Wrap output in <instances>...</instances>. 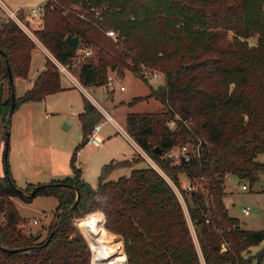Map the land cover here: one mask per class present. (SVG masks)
Here are the masks:
<instances>
[{
  "label": "trees",
  "instance_id": "16d2710c",
  "mask_svg": "<svg viewBox=\"0 0 264 264\" xmlns=\"http://www.w3.org/2000/svg\"><path fill=\"white\" fill-rule=\"evenodd\" d=\"M41 25L35 30L38 39L69 69L76 68L82 86L106 85L112 73L122 76L126 71L149 84V94L133 97L129 104L155 98L161 107L128 112L125 130L182 193L195 234L173 184L141 152L105 163L96 186L83 178L77 150L105 119L84 96V109L77 115L83 139L70 159L73 175L51 181L70 185L38 187L40 183L31 182L20 187L8 154L3 156L0 264H89L90 245L74 220L94 210L104 213V226L124 241L129 264H262L264 246L250 251L264 242V230L242 228L229 215L224 195L228 175L255 183L264 172V162L257 160L264 153V0H48ZM109 28L118 40L107 35ZM68 34L79 37L78 47L66 40ZM35 47L14 20L0 25V117L5 126L18 104L64 89L62 71L48 56L10 112L8 66L14 83L19 77L28 79ZM84 49L92 52L86 55ZM153 71L164 76L162 84L149 83ZM198 139L199 158L172 161V150ZM124 167L130 172L111 177ZM200 177L205 178L203 189L185 188L187 179ZM72 185L80 196L75 206L78 196ZM36 195L58 201L44 238L42 231L23 232L13 201L32 202ZM99 211L88 216L95 214L103 222ZM80 226L91 240L84 219ZM104 226L98 225L92 235L121 254V243L110 241L112 234ZM225 241L228 246L222 250Z\"/></svg>",
  "mask_w": 264,
  "mask_h": 264
},
{
  "label": "rangeland",
  "instance_id": "374dc122",
  "mask_svg": "<svg viewBox=\"0 0 264 264\" xmlns=\"http://www.w3.org/2000/svg\"><path fill=\"white\" fill-rule=\"evenodd\" d=\"M43 3L44 0H1L0 15H6L8 13L7 8H9L35 33V30L42 26V18L39 14H31L30 8ZM45 53L36 44L29 68L30 78L35 77L38 70L44 66L48 57ZM65 66L74 77L78 78L76 68L69 69L67 65ZM150 73L152 72L149 71V75ZM157 73V77L153 76L149 79L152 86H158L164 82V76L160 75L159 72ZM68 77L67 74L62 72L61 78L64 83L68 82ZM111 77L115 89H109L106 85L84 86L85 89L83 90L74 87L67 88L47 95L44 100L19 104L10 116L9 126H5L2 117H0V175L5 173L3 156L8 137L9 169L18 186L25 187L31 182L34 184H47L51 182L49 180L54 176H72L73 170L70 159L83 139L81 124L77 115L84 109V96L97 106L105 119L101 121L103 124L99 131L103 139L102 145L95 147L86 143L79 148L81 154L76 156V160L83 170V178L96 186L99 180V172L105 163H108L111 159L122 160L138 156L139 150L125 133L121 132L120 127L125 129L126 114L128 112L154 111V109L161 107V103L155 98H149L130 105L129 102L133 97L149 94V84L136 77L131 71H126L122 76L112 73ZM122 85H125L126 89L121 90ZM27 86H29L28 79L17 78L15 80L16 96L22 95ZM3 93L6 98L8 95L6 82L3 83ZM108 115H111L114 120H109ZM257 160L264 162V153L258 154ZM130 169V167L118 169L112 173L111 177L116 178L119 175L129 173ZM243 185H246L247 188L243 189ZM13 201L23 220V232L28 234L42 231V238L46 237L49 231V221L56 214L57 198L51 195H36L32 202H25L18 197H14ZM224 203L229 215L236 217L242 228L264 230V174H261V178L255 183H249L247 180H242L235 175H228L225 183ZM244 208H250V213L245 214ZM95 211L99 210H94L74 220L75 227L81 232L85 240L86 236L80 226V221L84 219L85 222L87 217H92L88 215ZM44 212H50L51 214L44 216ZM99 212L103 213L102 211ZM94 216L97 218V224L104 226L105 215L103 222L100 224L98 223L100 221L98 216L95 214ZM35 217L39 219L37 223L33 222ZM187 218L189 224H191L188 212ZM85 224L87 225V220L84 226ZM94 230H90L91 234ZM107 231L112 234L110 235V241L121 243V254H115L113 247L106 242H102L97 235L94 236V242L96 244L105 243L112 248L115 255L126 257L124 241L113 231L108 229ZM192 231L194 233L193 226ZM92 237L93 235L91 239ZM262 246H264V242L251 247L250 253L256 252ZM126 259L128 258L126 257Z\"/></svg>",
  "mask_w": 264,
  "mask_h": 264
},
{
  "label": "built area",
  "instance_id": "2783aa9c",
  "mask_svg": "<svg viewBox=\"0 0 264 264\" xmlns=\"http://www.w3.org/2000/svg\"><path fill=\"white\" fill-rule=\"evenodd\" d=\"M46 1L48 0H45V2L42 4V5H34V6H31V13L32 14H39L40 17L42 18L43 17V13H44V5L46 3ZM10 16L17 22L18 25H20L24 30L25 32L28 33V35L30 36V38L36 42V44L42 49L44 50L48 56L51 57V59L54 61V63L57 65L58 69L62 72H64L65 74H67L68 76H70L71 78H73V75L70 73V71H68V69L66 68V66L60 61L58 60L55 56H53V54L49 51V49L45 46L44 43L41 42V40L38 39L37 35L28 27L26 26L19 18L17 15H15L13 12H10ZM106 33L108 36L112 37L113 39L115 40H118V34L117 32L112 29V28H109L106 30ZM84 52L86 55H90V53L92 52V50H88V49H84ZM147 74L149 75V73L147 72ZM153 76H158V73L157 71H155L153 74H152V77ZM106 86L109 88V89H115V85H114V81L112 79V77L110 76L107 80V83H106ZM125 88V85H122V87H120V89H124ZM109 120H114L113 117L111 116H107ZM177 118H179V116H177ZM191 121H189L190 123ZM103 122H98L94 125V127L92 128V131H91V134L89 135V138H88V141H87V144H90L92 146H95V147H99L102 145V142H103V139L101 138L100 136V129H101V126H102ZM170 124L171 126H175L176 125V119H173L170 121ZM121 132H123V134L125 133V135L136 145V142L134 141V139L130 136V134L123 128H121ZM201 140L198 139V140H195L193 141L192 143L191 142H187L186 144H182L180 145L178 148L172 150L170 153H169V156L172 157V161L176 164H181V163H187L189 162L190 160L194 159V158H199L201 156ZM142 153V155L148 160V162H150L155 168H157L167 179H169V181L173 184L174 186V189L176 191V193H178L182 203H183V206L184 208L186 209L187 211V208L185 206V203H184V199H183V196H182V193H180L179 189L177 188V186L170 180V178H168L166 176V174L162 171V169L159 167V165L154 162L151 157L149 156V154L142 148V147H139V153ZM78 154H81V149L77 150V153H76V156ZM76 164L78 166H80V164L77 162L76 160ZM264 174V172H263ZM227 176V175H226ZM204 177H200L198 179H187V181L185 182V188L188 190V191H195V190H200V189H203V181H204ZM243 189H246V185H243L242 186ZM244 213L245 214H249L250 213V208H244ZM51 213L50 212H44V216H47V215H50ZM39 221V219L37 217H35L33 219V222L34 223H37ZM102 221H99L98 223L100 224ZM85 233V232H84ZM85 236H86V240L87 242H89V245H90V248H91V262L90 264H92L94 262V252H95V249L96 247H98L99 245L96 244L94 242V236L92 237L91 240H89V238L87 237L86 233H85ZM227 246H228V243L225 241L223 242L222 244V250H226L227 249ZM128 262V259H126V262Z\"/></svg>",
  "mask_w": 264,
  "mask_h": 264
},
{
  "label": "bare ground",
  "instance_id": "6f19581e",
  "mask_svg": "<svg viewBox=\"0 0 264 264\" xmlns=\"http://www.w3.org/2000/svg\"><path fill=\"white\" fill-rule=\"evenodd\" d=\"M86 220H87V225L85 224V227L87 228L88 232L91 234L90 230L95 229L98 225L97 219L92 216V217H87ZM98 245L99 246L95 249L94 252L95 259L92 264H118V263L126 262V257L121 255H115L112 251V248H110L107 244L101 243Z\"/></svg>",
  "mask_w": 264,
  "mask_h": 264
},
{
  "label": "water",
  "instance_id": "95a60500",
  "mask_svg": "<svg viewBox=\"0 0 264 264\" xmlns=\"http://www.w3.org/2000/svg\"><path fill=\"white\" fill-rule=\"evenodd\" d=\"M66 40L74 47H78L79 46V43H80V39L77 35H74L72 36L71 34H68L66 36ZM8 71H9V80H10V87H11V105H10V112L13 110L14 106H15V97H16V94H15V83H14V78H13V75H12V72L10 70V67L8 66ZM8 149H9V143H8V137H7V141H6V145H5V151H4V155L6 156L8 154ZM155 150L157 152H161V149L159 147H156ZM63 183V182H62ZM62 183H52V182H49L47 184H40V186L38 187H47L49 185H53V184H56V185H60ZM63 184H66V185H70L69 183H63ZM73 188H75L77 190V187L75 185H72ZM77 200L76 202L74 203V206L78 203V200L80 198L79 196V190H77ZM53 235V232L48 236L46 242H45V245L48 244V241L50 240L51 236ZM17 250H20V249H10V251H17ZM118 264H129L128 262L127 263H118Z\"/></svg>",
  "mask_w": 264,
  "mask_h": 264
},
{
  "label": "crops",
  "instance_id": "0c3cea01",
  "mask_svg": "<svg viewBox=\"0 0 264 264\" xmlns=\"http://www.w3.org/2000/svg\"><path fill=\"white\" fill-rule=\"evenodd\" d=\"M1 1V0H0ZM44 2H45V0H44ZM3 3V2H2ZM20 9H22V8H20ZM19 10V9H18ZM7 12L8 13H6V15H4V16H2V15H0V25L1 24H3L4 22H6V21H8V19L9 18H12L11 16H10V12H13L14 13V11H12V10H10L9 8H7ZM31 13V12H30ZM15 14V13H14ZM32 14V13H31ZM13 19V18H12ZM46 54V53H45ZM44 66H45V64H44ZM44 66L40 69V70H38V73L35 75V77H33V78H28V81H29V86H27V88H26V90L23 92V94L29 89V87H30V85H31V83H32V81L37 77V75L40 73V71L44 68ZM68 82L66 81L65 83L62 81V78H61V84H62V86L64 87V89L63 90H65V89H67V88H72V87H74L75 89L76 88H81L82 90L83 89H85V87L84 86H82L81 85V83H80V81H79V79L77 78V77H74L73 76V78H71L70 76L68 77ZM124 89H126V87L124 88ZM22 94V95H23ZM21 96V95H20ZM21 104V103H20ZM19 105V104H18ZM111 116V115H110ZM103 136V135H102ZM104 138V137H103ZM105 141V140H104ZM134 144V143H133ZM135 145V144H134ZM135 147H137V149L139 150V147L140 146H136L135 145ZM131 158V157H130ZM4 175V174H3ZM3 175H0V176H3ZM68 175H64V176H62V177H60V176H54V177H51L50 178V180L49 181H52V180H57V179H62V178H65V177H67ZM95 217V216H94ZM96 218V217H95ZM97 219V218H96ZM84 223H86V222H84Z\"/></svg>",
  "mask_w": 264,
  "mask_h": 264
}]
</instances>
